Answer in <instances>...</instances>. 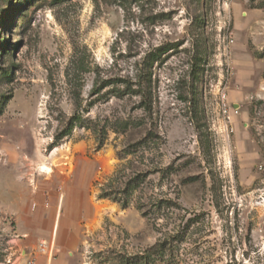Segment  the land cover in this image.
<instances>
[{"label": "rangeland", "instance_id": "rangeland-1", "mask_svg": "<svg viewBox=\"0 0 264 264\" xmlns=\"http://www.w3.org/2000/svg\"><path fill=\"white\" fill-rule=\"evenodd\" d=\"M141 70L150 112L92 96ZM41 166L92 174L102 263L264 264V0H0V264Z\"/></svg>", "mask_w": 264, "mask_h": 264}, {"label": "crops", "instance_id": "crops-1", "mask_svg": "<svg viewBox=\"0 0 264 264\" xmlns=\"http://www.w3.org/2000/svg\"><path fill=\"white\" fill-rule=\"evenodd\" d=\"M41 174L50 177L51 186L40 179L31 197L35 208L29 204L17 212L14 242H18L15 252L19 255L11 264H28L30 260L35 264H82L92 254L86 227L93 213L89 195L93 176L90 172H74L72 176L68 172ZM78 176H88L89 181L79 180ZM41 244L45 245L43 252Z\"/></svg>", "mask_w": 264, "mask_h": 264}, {"label": "trees", "instance_id": "trees-1", "mask_svg": "<svg viewBox=\"0 0 264 264\" xmlns=\"http://www.w3.org/2000/svg\"><path fill=\"white\" fill-rule=\"evenodd\" d=\"M21 1H25V0H21ZM53 1H57L58 3H61L68 0H53ZM166 49L158 48L154 52L149 53L143 63L144 69L146 70L150 68L155 62H157L160 59V56L166 52ZM145 70H141L142 74L139 77L140 81L135 85L136 88H133L134 85H132L130 81L120 78H111L101 82L96 79L93 88L91 90V94L92 96L98 95L102 89L111 87L112 91L114 90L117 92L116 93L117 97H124L128 95L130 96L141 95V99H142L141 105L143 109L146 112H150L151 99H150V95L146 92L147 90L145 87V84L148 83L149 81L150 74L148 70L147 72ZM119 86L123 87L122 91L115 90L119 88ZM80 121H81V115L78 114L74 115L70 120L69 128L65 132L64 136H67L73 130L74 126L77 125Z\"/></svg>", "mask_w": 264, "mask_h": 264}, {"label": "built area", "instance_id": "built-area-1", "mask_svg": "<svg viewBox=\"0 0 264 264\" xmlns=\"http://www.w3.org/2000/svg\"><path fill=\"white\" fill-rule=\"evenodd\" d=\"M219 108H220V112H221V115L223 117V120L226 124L230 123V115H229V108H228V105H227V100H226V97L224 94H221L220 96V103H219ZM41 249H40V252H43L44 251V244H41ZM28 264H35L34 260H30L28 262ZM82 264H105V263H102L100 262L99 260L97 259H94L92 258L90 255L87 256L85 258V260L83 261Z\"/></svg>", "mask_w": 264, "mask_h": 264}, {"label": "bare ground", "instance_id": "bare-ground-1", "mask_svg": "<svg viewBox=\"0 0 264 264\" xmlns=\"http://www.w3.org/2000/svg\"><path fill=\"white\" fill-rule=\"evenodd\" d=\"M39 166H40V165H39ZM39 171H40V172H43V173H44V172H48V173H49V172H50V169L47 168L46 166H41V167H39Z\"/></svg>", "mask_w": 264, "mask_h": 264}]
</instances>
